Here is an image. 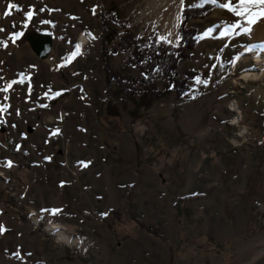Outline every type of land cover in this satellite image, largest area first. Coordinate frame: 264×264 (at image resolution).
I'll return each mask as SVG.
<instances>
[{
  "label": "rangeland",
  "instance_id": "obj_1",
  "mask_svg": "<svg viewBox=\"0 0 264 264\" xmlns=\"http://www.w3.org/2000/svg\"><path fill=\"white\" fill-rule=\"evenodd\" d=\"M158 1L0 0V264H264V73L234 64L264 6L249 23L240 0H182L173 26ZM205 4L181 95L134 43L178 47L182 11Z\"/></svg>",
  "mask_w": 264,
  "mask_h": 264
},
{
  "label": "trees",
  "instance_id": "obj_2",
  "mask_svg": "<svg viewBox=\"0 0 264 264\" xmlns=\"http://www.w3.org/2000/svg\"><path fill=\"white\" fill-rule=\"evenodd\" d=\"M214 6L211 4H205L202 7L187 8L182 11L181 20L179 24V45L178 47H170L164 42H157L156 39L151 37L149 42L138 40L135 41L134 47L138 49L140 46L143 47V57L145 60V65L148 66L149 70L152 68H158L163 74H165L167 81L166 87L174 89L173 91L178 92L182 95L183 91L188 89V84L186 79L196 75L194 70H187L185 72V77H178L179 73L177 70L176 64L181 59L186 58V51L192 50L196 44L195 41V31L192 29L185 28L184 25L186 22L192 18H198L204 16L209 11H212ZM132 85L137 81L140 82V78L132 79L127 76L126 78ZM142 81V80H141ZM143 95L150 97H155L159 91H155V88L152 87H143Z\"/></svg>",
  "mask_w": 264,
  "mask_h": 264
},
{
  "label": "bare ground",
  "instance_id": "obj_3",
  "mask_svg": "<svg viewBox=\"0 0 264 264\" xmlns=\"http://www.w3.org/2000/svg\"><path fill=\"white\" fill-rule=\"evenodd\" d=\"M182 4V0H159L154 10H157V13L162 14L163 17L166 16V20H169L170 24L174 26ZM257 32L260 35V39L262 40L245 45L244 49L237 53L234 59V64H237L245 57L253 58L255 68L250 71H245L242 76H240V78H244L246 80L256 78L258 79V77H260L264 73V25L257 26ZM79 34L80 35L77 45H79V48H81L87 43L88 38L85 36L86 33L84 31ZM239 117L236 118V123L240 122ZM30 217L34 220V222H39L41 218H44L34 210L31 212ZM46 229L51 234L56 236L57 241H61L62 243L64 241H68L69 243L72 242L73 244H78L79 242V238L67 231L66 227L61 225L60 223L48 220Z\"/></svg>",
  "mask_w": 264,
  "mask_h": 264
},
{
  "label": "water",
  "instance_id": "obj_4",
  "mask_svg": "<svg viewBox=\"0 0 264 264\" xmlns=\"http://www.w3.org/2000/svg\"><path fill=\"white\" fill-rule=\"evenodd\" d=\"M29 46L35 51L37 56L43 57L51 51L53 40L47 35H40L33 38Z\"/></svg>",
  "mask_w": 264,
  "mask_h": 264
},
{
  "label": "snow or ice",
  "instance_id": "obj_5",
  "mask_svg": "<svg viewBox=\"0 0 264 264\" xmlns=\"http://www.w3.org/2000/svg\"><path fill=\"white\" fill-rule=\"evenodd\" d=\"M240 4H241V7H245V5H261V6H264V0H240ZM224 7H227L229 8L230 10H233V11H236V14L237 15H242L243 13L240 12L239 10L237 9H233L231 4H226V5H223ZM14 7V5H9V8H12ZM245 11H248L249 12V16H250V19H249V23H255V18H254V14H252L250 12V9L245 7ZM260 15L261 16H264V8H262L261 12H260ZM31 16V14L29 13V17ZM79 45H77V51L75 53H73V56L79 54ZM57 95H59V93H57ZM9 166L10 163H9ZM84 166H87L86 164Z\"/></svg>",
  "mask_w": 264,
  "mask_h": 264
}]
</instances>
